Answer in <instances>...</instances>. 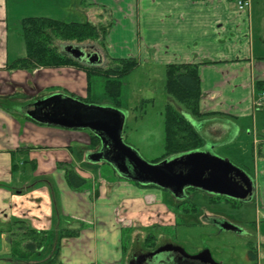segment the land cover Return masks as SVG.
Instances as JSON below:
<instances>
[{
	"label": "crops",
	"instance_id": "crops-1",
	"mask_svg": "<svg viewBox=\"0 0 264 264\" xmlns=\"http://www.w3.org/2000/svg\"><path fill=\"white\" fill-rule=\"evenodd\" d=\"M25 1V6L14 9L18 17L10 20L9 0H0V264H23L13 258L9 236L18 220L48 234L45 251L36 254V262L27 264H44L45 252L49 250L51 257L58 249L57 264H128L130 253L124 247L122 226L154 225H145L142 220L145 206L154 207V190L149 187L110 186L111 190L95 202L70 186L64 166L77 167L80 158L90 163L85 165L91 176L100 166L89 159L93 153L88 145L90 131L43 125L26 118L30 107L46 98L28 90H37L48 76L58 79L62 78L58 74H68L74 77L69 78L71 83L77 80L84 87V93L88 87L83 69L10 68L26 57L27 50L26 54L22 49L11 50L10 39L16 36L25 43L21 21L29 17L91 23L97 11L104 9L109 19L113 18L106 39L109 57L153 61L165 68L196 65L201 88L199 109L204 115L192 119L183 110L181 114L202 138L199 150H232L241 168L253 164L254 177L249 176L253 195L264 206V111L254 108L264 88V0H250L245 11L238 10L237 0ZM103 56L97 67L106 64ZM33 86H37L35 90ZM64 229L80 230L79 236L56 243ZM258 262L264 264L263 252Z\"/></svg>",
	"mask_w": 264,
	"mask_h": 264
},
{
	"label": "rangeland",
	"instance_id": "rangeland-1",
	"mask_svg": "<svg viewBox=\"0 0 264 264\" xmlns=\"http://www.w3.org/2000/svg\"><path fill=\"white\" fill-rule=\"evenodd\" d=\"M26 3L25 0H9L8 7L12 15L10 16V20L18 17L14 14L16 11L14 9L21 8L25 6ZM92 20H94V22H91V24L106 28L109 35V31H111L113 27V18L111 17L109 19L104 9L97 11L95 18L93 17ZM21 42L22 43H20L15 36V39H10V48L12 51L14 50L16 52L22 49L23 53L26 54L25 43L22 40ZM86 44L87 45L83 46H86L88 50H92L90 46L93 45V43ZM99 46V55H104L103 57H105L106 64L115 65L113 63L115 60L135 59L109 57L107 54L106 40L105 45L102 44ZM135 60H137L140 65L123 80L124 88L121 110L126 114L123 134L124 142L132 147L143 160L151 164L161 158L167 159L180 156L168 155L166 157L167 151L164 146L165 123L163 112L166 106L171 104L180 114L182 113L180 105L166 93V68L154 64L153 61L151 63H141L138 59ZM60 69H67V72H70V70H77L80 68L70 66ZM50 72L51 71L48 73ZM58 76L62 78L53 79V76H48L47 80L43 82L41 86H33V89L35 90V87H37V90L33 91L30 89L28 93L34 94L37 97L45 95L44 97L46 98L52 96L54 92L62 93L66 96H73L81 99L84 102L87 100L86 103L90 105L112 107L111 101L106 96L102 86V81L106 79L105 77L94 76L89 92V79L86 72L88 87L86 93H84V87L82 88V85L76 83L77 80H75L74 83L69 81V78L73 76L68 74H58ZM143 100L152 102L143 104ZM26 111L27 108L25 109V113ZM26 118L29 117L27 116ZM89 138L88 145L90 151H99L101 145H98L97 148H92L91 133L89 134ZM32 148L37 149L35 147ZM212 154L230 161L236 167L243 169L251 178L254 177L253 164L248 163V168H241L237 162L238 157L232 150L215 149V152ZM251 157L252 155L249 156V158ZM79 160V165L77 167H68L73 168L87 180L86 185L76 191L80 194H84V196H88L92 201L97 202L101 196H105L106 192L109 191V189L111 190L110 186L136 185L116 175L112 166L107 163L100 164L93 173L95 176H91L88 171L89 167L86 166L90 163L86 161L83 162L80 158ZM63 164L68 165V163ZM66 167L67 166H64L65 170H67ZM19 173L20 172H17L16 175L19 176ZM149 188L154 190V207L145 206L142 210V214L145 215L142 217V220H145V225H154H152L151 228H144L138 225L132 229L122 226L124 233H126L124 247L127 249L128 253H131L136 248L148 246L147 240L151 235H155L158 246L170 242V244L182 247L190 256H196L204 251H209L212 259L218 264H260L258 262L260 252L264 253V206L254 195L252 201L240 203L225 199L224 197L222 198L218 195L211 196L205 192L190 189L187 192L186 199L177 201L169 191L157 187ZM157 201H160L164 205H161ZM165 205L168 206V208ZM184 207L188 208L189 211L184 212ZM152 208H154L153 212L150 211ZM170 210L173 211L174 215ZM175 219L178 220V224L171 227L170 224H174ZM62 221L64 222L63 227H67L66 220L62 219ZM69 221L72 222L74 220L69 219ZM93 227L95 226L93 225L89 230ZM66 230L70 229L62 230L59 234L60 236L58 235L57 237L58 240L56 243L65 241L64 239H74L79 236L78 234L73 237H63ZM44 233L47 234V232ZM9 236L12 243L18 244L24 243L26 240L24 237H28L29 235L25 234L23 229H20L19 224L14 223L9 231ZM47 241L48 234L44 245L39 248L36 253L26 258H13L23 264L36 262V254L39 251H45ZM251 249L256 253L257 261H251L249 259L248 252ZM49 253V250H47V253L45 252L47 259H45L44 264H57L59 262L60 250H56L51 257Z\"/></svg>",
	"mask_w": 264,
	"mask_h": 264
},
{
	"label": "water",
	"instance_id": "water-1",
	"mask_svg": "<svg viewBox=\"0 0 264 264\" xmlns=\"http://www.w3.org/2000/svg\"><path fill=\"white\" fill-rule=\"evenodd\" d=\"M63 52L83 65L101 64L100 55L83 45H66ZM27 116L43 125L90 131L101 141V150L89 156L93 164L108 163L121 178L140 186L169 191L177 200H184L188 189L242 202L252 199L254 184L249 175L210 151L197 150L152 164L143 160L124 142L126 114L121 109L90 105L58 93L37 101ZM165 251L185 253L182 247L168 245L155 254ZM192 259L218 264L209 251L192 256Z\"/></svg>",
	"mask_w": 264,
	"mask_h": 264
},
{
	"label": "trees",
	"instance_id": "trees-1",
	"mask_svg": "<svg viewBox=\"0 0 264 264\" xmlns=\"http://www.w3.org/2000/svg\"><path fill=\"white\" fill-rule=\"evenodd\" d=\"M231 1L236 3V0ZM21 31L25 40L27 54L26 57L10 65L11 69L30 71L35 69H60L70 66L83 69L88 74L89 92L94 76L105 77L106 79L102 81V86L106 96L111 101L112 107L122 109L123 80L138 68L140 64L137 60H115L113 62L115 65L105 64L102 67L85 66L63 52V47L66 45L79 46L93 43L90 48L99 53L98 47L102 44L105 45L108 35L106 28L98 27L91 23L65 22L46 17H29L21 21ZM165 90L192 119L203 117L204 114H201L199 109L201 88L196 65H168L166 67ZM150 102L152 101L143 100L142 103L146 104ZM163 116L165 123L164 146L167 151L166 157L168 155L187 154L203 147V140L195 130L193 124L184 115L180 114L179 111L174 109L171 104L166 106ZM91 134L92 148H97L98 145H101V141L93 133ZM93 156L98 157V155ZM163 160L165 159L161 158L154 163H159ZM66 168L68 183L74 190H80L86 185L87 180L85 178L73 168L68 166ZM114 172L117 175L115 170ZM140 187L145 188L144 186ZM150 187L154 188L153 186ZM183 211L188 212L189 209L184 207ZM15 223L19 224L20 229H23L25 234L29 236L24 237L26 238L24 243L17 244L13 242L12 256L15 258L30 257L44 245L47 234L30 228L24 220H18ZM176 224H178V220H176ZM78 234L79 231L77 230H66L63 237H73ZM147 242L148 246H154V248L157 246L155 235H151ZM248 257L251 261H257V255L252 249L248 252Z\"/></svg>",
	"mask_w": 264,
	"mask_h": 264
},
{
	"label": "flooded vegetation",
	"instance_id": "flooded-vegetation-1",
	"mask_svg": "<svg viewBox=\"0 0 264 264\" xmlns=\"http://www.w3.org/2000/svg\"><path fill=\"white\" fill-rule=\"evenodd\" d=\"M168 245L173 244L167 242L162 244L161 246L157 245L155 248L154 246H144L142 248H136L130 253L128 264H204L200 261L192 259V256L188 255L186 252L185 253L187 256H185L184 252L182 253L176 251H165L155 254L158 249Z\"/></svg>",
	"mask_w": 264,
	"mask_h": 264
},
{
	"label": "built area",
	"instance_id": "built-area-1",
	"mask_svg": "<svg viewBox=\"0 0 264 264\" xmlns=\"http://www.w3.org/2000/svg\"><path fill=\"white\" fill-rule=\"evenodd\" d=\"M250 7V0H239L238 8L240 11H244ZM254 108L256 111H264V90L260 92V95L254 101Z\"/></svg>",
	"mask_w": 264,
	"mask_h": 264
}]
</instances>
